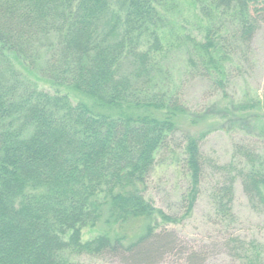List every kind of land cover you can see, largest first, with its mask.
<instances>
[{
    "label": "trees",
    "instance_id": "16d2710c",
    "mask_svg": "<svg viewBox=\"0 0 264 264\" xmlns=\"http://www.w3.org/2000/svg\"><path fill=\"white\" fill-rule=\"evenodd\" d=\"M187 1L206 22L200 40L174 21L183 0H0V264H207V250L189 248L173 227L192 217L209 171L220 245L238 264H264L263 244L231 233L238 182L264 216V155L254 142H264V126L232 124L243 139L219 164L202 150L213 126L195 130L208 118L186 94L188 80L202 79L230 97L235 68L252 66L264 0ZM261 104L230 106L244 114ZM166 153L186 183L174 215L147 197ZM101 225L102 235L83 241L85 228Z\"/></svg>",
    "mask_w": 264,
    "mask_h": 264
},
{
    "label": "rangeland",
    "instance_id": "374dc122",
    "mask_svg": "<svg viewBox=\"0 0 264 264\" xmlns=\"http://www.w3.org/2000/svg\"><path fill=\"white\" fill-rule=\"evenodd\" d=\"M178 17L179 19L174 20L178 24V28H184L185 33L200 40L206 22L201 17L199 18L198 11L187 0H183V6ZM250 55L252 58L251 68L243 69V71L235 68L237 71L234 74L236 75L234 77L235 81L232 88L228 90V96H230L228 99L222 98L220 94L214 95L210 84L202 79L188 80L186 84V94L190 108L196 113H206L208 118L206 121H201L195 130H203L208 127L210 129L213 126L210 136L203 144V153L207 157L214 158L219 164L230 161L233 145L243 139L241 133H231L230 126L232 124L237 122L240 125H249L245 122L251 121L259 128L264 126V21L254 39ZM172 63L178 66L177 69L180 70L183 65V58L180 56L173 57ZM238 71L243 72V75ZM41 87L50 92L55 90L44 82L41 83ZM71 97L74 101H77L76 96L71 95ZM237 100L252 102L260 100L262 104L256 110L241 114L235 110L234 106H230L231 102ZM240 119L245 122L239 121ZM180 123L181 131H185L187 127H190L185 119ZM236 127L248 130V126ZM248 131L250 132V130ZM178 139H180L179 136L175 138L173 150L180 154L179 144H181V141ZM254 142L264 155V142L260 140H254ZM176 153L174 156H176ZM177 158L179 157L177 156ZM158 163L159 166L148 187L147 197L155 202L158 209L171 215L178 214L180 212L179 198L186 186L184 172L171 153L160 156ZM216 179L217 177L209 171V175L202 185V196L192 217L182 225L173 227V230L177 232L189 248L206 249L208 252L207 264H238L220 245L225 230L216 227L210 221L212 208L208 192H211ZM235 193L234 213L237 222L231 228V233L248 241L256 240L264 245V216L251 209L240 182L235 186ZM105 231L106 227L104 225L85 228L82 231L83 241L98 237ZM79 261L81 264H121L115 261L91 260L87 257H83ZM163 264L175 263L168 261Z\"/></svg>",
    "mask_w": 264,
    "mask_h": 264
}]
</instances>
